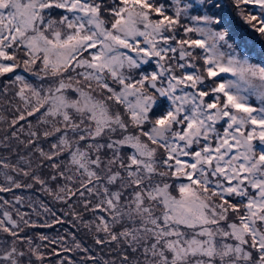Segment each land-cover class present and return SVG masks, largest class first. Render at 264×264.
Segmentation results:
<instances>
[{
  "label": "snow or ice",
  "instance_id": "snow-or-ice-1",
  "mask_svg": "<svg viewBox=\"0 0 264 264\" xmlns=\"http://www.w3.org/2000/svg\"><path fill=\"white\" fill-rule=\"evenodd\" d=\"M0 82V264H264V0H0Z\"/></svg>",
  "mask_w": 264,
  "mask_h": 264
},
{
  "label": "rangeland",
  "instance_id": "rangeland-1",
  "mask_svg": "<svg viewBox=\"0 0 264 264\" xmlns=\"http://www.w3.org/2000/svg\"><path fill=\"white\" fill-rule=\"evenodd\" d=\"M226 2H227V0H226ZM229 11H230V14L232 16V22H233V25H234L235 29L239 33L246 35L248 37V39H249V43L250 44H254L257 48H259V46L261 44V40L258 37V35L253 33V32H251V30L248 28V26L245 25L238 17L235 16L234 9L229 8ZM228 78H230V76ZM0 83H2V82H0ZM252 102H253V104H255L256 103L255 99H253ZM17 194H21V193L18 192ZM0 195H4L5 199H11V196L9 194H0ZM57 207H61V206L57 205ZM21 211H28V209H27V207H24V208L21 209ZM67 227H69V226L67 224H65L63 226H59V227L54 228V229H36L35 232H44L46 234L55 236L57 234V232L63 233L64 228H67ZM28 234L29 235H34V232H29ZM78 234H79V237L87 240L88 244L92 243V241L87 237V235H86L84 230H82V229L79 230ZM2 238L3 237L0 236V239H2ZM107 252H108V249L105 248V249H103V253L102 254H107ZM66 255L72 256L73 259H78L79 258L78 254H66Z\"/></svg>",
  "mask_w": 264,
  "mask_h": 264
}]
</instances>
